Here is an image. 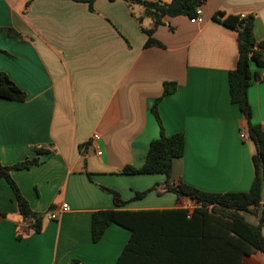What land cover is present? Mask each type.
I'll return each instance as SVG.
<instances>
[{"label": "crops", "instance_id": "1", "mask_svg": "<svg viewBox=\"0 0 264 264\" xmlns=\"http://www.w3.org/2000/svg\"><path fill=\"white\" fill-rule=\"evenodd\" d=\"M201 9V24L163 18L152 34L161 46L145 47L140 27L153 23L142 6L95 0L89 10L70 0H0V71L26 95L22 102L0 98V161L31 159L37 147L55 151L10 173L30 208L43 214L39 232L15 238L16 204L0 180V264H114L130 232L110 224L92 242L93 212L194 209L170 192L134 199L135 192L162 184L164 175L121 174L126 166L140 167L159 136L150 110L164 83H175V90L157 104L163 131L185 141L183 156L172 161L170 184L248 191L254 146L240 139L243 117L228 95L236 32L211 17L216 11L250 15L255 39L264 42V0H204ZM251 70L261 77L247 89L251 121L264 130V70L254 64ZM93 134L101 155L91 147ZM100 187L116 191L125 204L114 206ZM63 203L68 209L61 212ZM52 211L57 218L47 219ZM241 264H264V256H243Z\"/></svg>", "mask_w": 264, "mask_h": 264}, {"label": "trees", "instance_id": "2", "mask_svg": "<svg viewBox=\"0 0 264 264\" xmlns=\"http://www.w3.org/2000/svg\"><path fill=\"white\" fill-rule=\"evenodd\" d=\"M85 3L92 10L95 0H70ZM113 2L115 0H107ZM128 5L142 6L144 16L152 20L150 29L140 27L147 35L144 46H161L152 37L154 29L163 25V18L195 15L204 0H123ZM211 19L236 32L237 60L228 72V95L230 102L240 111L245 132L254 146L252 156L253 179L246 192L213 193L199 190L185 183L170 184L172 161L184 154V136L181 133L165 135L157 112L158 102L175 90V83H164L161 96L151 107L158 125L159 136L150 141L143 164L126 166L121 174L165 176L162 184L135 192L134 199H141L148 192L160 195L165 192L177 198H188L194 205L192 211L173 209L164 211L98 210L91 214L90 236L97 242L110 224H117L130 232L114 264H241L243 256H264V130L252 123V110L247 99V89L252 81L261 79L258 71L252 72L251 64L264 70V42H258L253 34V17L229 15L221 11ZM140 24V21L138 19ZM26 95L0 71V98L22 102ZM87 144L79 145V149ZM36 157L5 166L0 161V180L9 186L16 204L18 221L15 223L17 240L30 230H41L43 214L34 212L11 178V171L26 170L41 163L40 155L52 153L35 148ZM112 197L116 207L125 202L111 189L100 187ZM25 224V225H23ZM71 264H76L75 262Z\"/></svg>", "mask_w": 264, "mask_h": 264}, {"label": "built area", "instance_id": "3", "mask_svg": "<svg viewBox=\"0 0 264 264\" xmlns=\"http://www.w3.org/2000/svg\"><path fill=\"white\" fill-rule=\"evenodd\" d=\"M245 15H239L240 18H244ZM189 23L191 24H201L203 22V17H202V9L201 6L197 7L195 10V15L192 18L188 19ZM239 137L242 140H248V136L246 134V132L244 130L240 131L239 133ZM98 140V135L97 134H93L91 137V147L95 150L97 155H101V151L99 150V148L96 146L95 141ZM68 209L67 204L63 203L60 206V210L61 212H64ZM46 218L50 219V220H54L57 218V214L52 212H49L46 214Z\"/></svg>", "mask_w": 264, "mask_h": 264}]
</instances>
